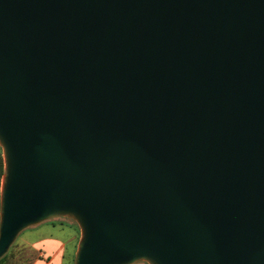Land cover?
Masks as SVG:
<instances>
[{
  "label": "water",
  "instance_id": "1",
  "mask_svg": "<svg viewBox=\"0 0 264 264\" xmlns=\"http://www.w3.org/2000/svg\"><path fill=\"white\" fill-rule=\"evenodd\" d=\"M0 148V259L264 264V0H0Z\"/></svg>",
  "mask_w": 264,
  "mask_h": 264
},
{
  "label": "crops",
  "instance_id": "2",
  "mask_svg": "<svg viewBox=\"0 0 264 264\" xmlns=\"http://www.w3.org/2000/svg\"><path fill=\"white\" fill-rule=\"evenodd\" d=\"M60 232L47 231L41 234L30 246L38 250L40 257L33 264H66L67 256L71 258L75 254L77 246V234L63 235L67 223H59ZM56 228V225H54ZM61 233V234H59Z\"/></svg>",
  "mask_w": 264,
  "mask_h": 264
},
{
  "label": "rangeland",
  "instance_id": "3",
  "mask_svg": "<svg viewBox=\"0 0 264 264\" xmlns=\"http://www.w3.org/2000/svg\"><path fill=\"white\" fill-rule=\"evenodd\" d=\"M0 185H1V177H0ZM59 223H67L65 226V230L62 233L63 235L76 233L77 234V243L80 236V230L78 225L71 220L65 219V218H54L48 221H45L39 225L29 227L25 230H23L19 236L17 237L14 246L12 248L11 254L14 255V261L16 264H28L30 253L27 252L29 248H33L36 250V248L30 246L31 242H34L41 234L47 231H53L55 233L60 232V225ZM56 225V228L55 226ZM61 234V233H59ZM37 254L39 255V252L37 250ZM74 255L71 256V258L65 259L66 264H74ZM34 262V261H33ZM33 262L31 264H33ZM140 264H146V263H140Z\"/></svg>",
  "mask_w": 264,
  "mask_h": 264
},
{
  "label": "trees",
  "instance_id": "4",
  "mask_svg": "<svg viewBox=\"0 0 264 264\" xmlns=\"http://www.w3.org/2000/svg\"><path fill=\"white\" fill-rule=\"evenodd\" d=\"M2 174H3V158H2V151L0 148V177L2 176ZM13 246H14V244L10 248L9 252L4 257H2L0 259V264H16L15 261L13 260L15 256L11 254ZM27 252L30 253V257H29L30 259L28 261V264H31L33 261H35L36 259L39 258L38 254H37V250H35L33 248H29V250Z\"/></svg>",
  "mask_w": 264,
  "mask_h": 264
}]
</instances>
